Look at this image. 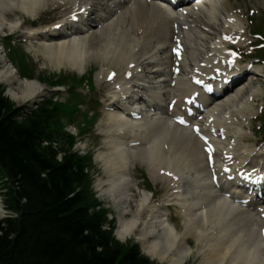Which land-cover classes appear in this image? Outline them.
I'll return each instance as SVG.
<instances>
[{"label": "bare ground", "instance_id": "obj_1", "mask_svg": "<svg viewBox=\"0 0 264 264\" xmlns=\"http://www.w3.org/2000/svg\"><path fill=\"white\" fill-rule=\"evenodd\" d=\"M83 4L92 7L93 16L81 30L73 27L69 35L53 38L52 35L43 34L38 38V32L47 34L50 26L42 29L25 25L22 21L24 17L21 14L35 18L40 10L50 5L62 13L63 18L58 21L62 22L70 12ZM235 9L229 0H206L198 11L178 17L159 1L145 4L143 0H0V32L4 26L12 31L21 27L28 32L29 38L39 39L40 52L45 56L44 64L51 65L59 72L74 68L80 73L86 70L90 62L101 64L97 82L104 86L102 93L106 88V97L110 96L109 101H113L106 103L107 114H103L104 121L101 123L105 142L97 145L101 151L99 160L104 164L106 175L98 180V186L102 187L104 195L111 197L120 214L135 202L137 209L120 228L119 238L140 234L138 238L147 247L148 253L168 264H185L195 259L196 255L199 257L196 259L198 264H264V240L259 235L264 220L221 198L213 199L207 208H202L205 197L198 192L199 186L202 184L208 188L209 181L204 174L205 156L199 138L188 128L173 129L171 122L154 107L150 113L144 112L140 120L128 119L122 114L125 109L123 99L132 96L135 88L139 90L144 87L150 106L170 102L173 97L182 99L192 92L191 83L184 75L178 77L172 88V82L168 80L170 75L166 69L170 66V49L166 46L173 39L171 34L175 21L179 26L190 27L188 30L183 28L186 48L190 51L183 63L186 71L189 61H200L198 57L202 61L206 59L215 45L213 42L209 46L202 43L206 37L214 38L213 41L217 43L215 39L225 30L226 19L233 17V13L237 12ZM13 14L17 16L13 21L6 18ZM235 17L239 23L245 21L239 13ZM94 25L100 26H95L92 34H86L83 30L91 29ZM232 28L235 26L232 25ZM4 54L0 46V83H7L9 95L20 103L37 100L44 92L42 84L37 80H21L16 67L11 66ZM132 63L137 64V68L132 70L137 71L138 67H142L143 71L138 72L135 78L126 80L125 72ZM111 66L118 73L113 84L106 81L113 70ZM244 69L247 68L242 67L241 71ZM160 70L164 77L156 76ZM151 71L155 75L149 74ZM116 84L122 87L118 89ZM237 91L209 108L214 120L209 122L207 128L201 126L211 133L210 142L219 147L228 145L233 138L237 150L244 148L240 152L242 155L245 151L253 150V147L240 146L246 142V135L239 133L241 129L245 130L246 118L251 115V103L243 99L242 88ZM152 109L155 111L152 112ZM160 112L166 110L160 107ZM216 133L225 134L228 138L217 140ZM134 141L139 144L131 145ZM175 154L183 156L175 158ZM138 163L148 166L154 181L163 183L164 203H179L186 211L182 230L165 217L162 213L164 207L159 201H154L146 189L140 195L135 192L131 180L135 181L133 165ZM161 169L169 175H162L159 172Z\"/></svg>", "mask_w": 264, "mask_h": 264}, {"label": "trees", "instance_id": "obj_2", "mask_svg": "<svg viewBox=\"0 0 264 264\" xmlns=\"http://www.w3.org/2000/svg\"><path fill=\"white\" fill-rule=\"evenodd\" d=\"M24 110L0 90V177L14 213L0 220V264H152L103 227L88 194L90 159L71 152L64 130L68 105L50 98Z\"/></svg>", "mask_w": 264, "mask_h": 264}, {"label": "rangeland", "instance_id": "obj_3", "mask_svg": "<svg viewBox=\"0 0 264 264\" xmlns=\"http://www.w3.org/2000/svg\"><path fill=\"white\" fill-rule=\"evenodd\" d=\"M237 1V0H236ZM245 1V0H244ZM247 1V0H246ZM238 3H236V4H239V1H237ZM254 2V4L255 5H258V2H257V0L256 1H253ZM47 14V13H46ZM42 15V14H40L41 16H40V19H39V21L40 22H43V21H45L46 20V17H48L47 15ZM52 15V14H51ZM48 19V18H47ZM22 46H21V48L22 49H25V51L27 52V54L28 55H30L31 56V58H33V60H34V65H32V67L30 68V71H31V76L29 77V79L32 77V79H34V80H37V81H39L41 84H42V86H43V88H45L44 89V92H43V95L41 96V97H39V100L37 101V102H39L40 100H42V98L43 97H45V96H49L50 95V93L51 92H53L51 89H53L52 87H50V86H48V83L50 82L49 81V78L51 77L52 79H56V80H58V76H59V74L60 73H63V74H66V75H77V76H79L80 78H81V76H82V74H79L78 73V71L76 70V69H73V68H71V69H63L62 71H58L57 69H55L54 67H52L51 65H46V64H44V61H45V56L40 52V50H42V47L41 46H36V47H28V44L27 43H25V44H21ZM19 46V45H18ZM36 49L38 50V51H36ZM12 61V65L14 66V67H17V68H20L19 67V63L17 62V60L14 58V62H13V60H11ZM97 68H101V64L100 63H97L96 61H93V62H90L89 64H87V66H86V72L84 73L85 75H87V76H91V75H93L92 73H93V70H95L96 69V71L94 72V76H95V79H96V76H97V72H98V70L99 69H97ZM18 75H20L19 73H18ZM27 75H29V73H27ZM26 77H28V76H26ZM20 78H22V77H20ZM22 79H25V78H22ZM249 81H250V83H246L248 86H257L258 85V82L260 83V85L262 86H264V78H263V76L262 77H260V76H258V77H256V76H251L250 77V79H249ZM95 82V81H94ZM79 83H82V87H80V88H77V91H79V92H81V93H85V95H89L92 91H90V86H88V83H87V81L85 80H83V78L82 79H80V82ZM262 86V87H263ZM0 89H3V91H4V94H5V96H6V98H7V100H10V102L13 104V105H16L17 103H18V100H16L15 102L13 101V100H11L9 97V93H8V91H9V89H8V84L6 83H0ZM57 90H59V92H61L62 91V95L63 94H67V92H66V88L65 87H63V86H61L60 88H58ZM93 91H94V89H93ZM95 91L97 92V94L100 92V88L99 87H96L95 88ZM234 91V93L236 92V89L235 90H233ZM264 95V93H262V95L261 96H259V99H261L262 98V96ZM9 96V97H8ZM56 99H62V100H64V99H66L65 97H63V96H57V97H55ZM88 99V98H87ZM86 99V100H87ZM98 100V99H97ZM28 103H31V104H35V103H32V102H26L25 104H28ZM55 103H58V102H55ZM24 104V105H25ZM64 106H65V103H64ZM84 109L83 110H81V112H88L89 111V108H87V106H84L83 107ZM82 118L83 117H81V120H82ZM102 122V121H101ZM101 122L100 121H98V127L95 129V131H93V133L88 137V138H81L80 137V135H79V129L77 128V127H74V125H69V126H67V130L68 131H71L72 133H75L76 134V136H78V143L76 144V146H75V148H76V150H78L79 152L78 153H81V154H86V152H87V154L88 155H91V154H93L94 155V165H93V167H92V171H91V177H92V175H93V180H95L94 182H96V181H98V178L99 177H105L106 175H105V173H104V164H102V162L99 160V157H100V153H101V151L98 149V147H97V145H98V143H100V142H103L102 140H99V138H98V136H97V134H96V131L98 130V129H100V128H102L101 127ZM104 143V142H103ZM133 166H135L136 168H135V174H134V177H136V176H138V173H143L144 175H145V173H144V168L142 167L141 168V164H134ZM89 170H91V169H89ZM136 182H139L138 180H136ZM140 184H142V185H145V186H147V187H150V184L148 183V181L147 180H145V181H140ZM93 186L95 187V191H96V193H97V197H100V199L102 200V202L104 203V205L106 206V208H109L108 206L110 205V202H109V200L106 198V197H103V196H101V194H102V192L101 191H97L98 190V186H97V184H93ZM133 187L136 189V186H134L133 185ZM152 188V193L155 191V194L157 195V194H160V190H161V185H156L155 186V184L151 187ZM136 191H137V194L139 193V192H141V191H139V190H137L136 189ZM132 207H134V208H137V207H135V202H133L132 203ZM111 208V207H110ZM109 208V209H110ZM113 209V208H112ZM3 212H5V210H4V208H3V206L2 207H0V213H3ZM116 238L117 239H119V241H124V242H132V243H134L135 241H139V240H137L135 237H128V238H123V239H120L119 238V236H118V231L116 232ZM142 247V246H141ZM141 250L145 253V252H147V251H145V249H143V248H141ZM196 258V257H195ZM152 261L154 262V261H156V260H154V259H152ZM156 262H159L158 260L156 261ZM160 264H167V263H162V262H159ZM186 263H188V264H197V262L195 261V259H193V260H191V261H188V262H186Z\"/></svg>", "mask_w": 264, "mask_h": 264}, {"label": "snow or ice", "instance_id": "obj_4", "mask_svg": "<svg viewBox=\"0 0 264 264\" xmlns=\"http://www.w3.org/2000/svg\"><path fill=\"white\" fill-rule=\"evenodd\" d=\"M183 122V121H182Z\"/></svg>", "mask_w": 264, "mask_h": 264}]
</instances>
